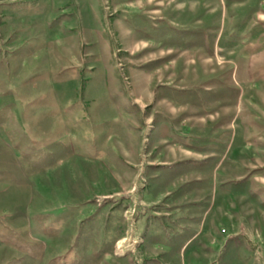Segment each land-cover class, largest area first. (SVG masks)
<instances>
[{
  "label": "rangeland",
  "instance_id": "obj_1",
  "mask_svg": "<svg viewBox=\"0 0 264 264\" xmlns=\"http://www.w3.org/2000/svg\"><path fill=\"white\" fill-rule=\"evenodd\" d=\"M0 264H264V0H0Z\"/></svg>",
  "mask_w": 264,
  "mask_h": 264
}]
</instances>
